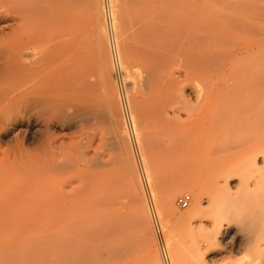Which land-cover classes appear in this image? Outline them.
Instances as JSON below:
<instances>
[{
    "label": "rangeland",
    "instance_id": "obj_1",
    "mask_svg": "<svg viewBox=\"0 0 264 264\" xmlns=\"http://www.w3.org/2000/svg\"><path fill=\"white\" fill-rule=\"evenodd\" d=\"M114 1L89 0L87 3L85 1L86 5L84 6H88L89 9H85L84 6L80 5L82 9V11L80 10L81 14L78 12L79 9L77 7L78 15L81 16L82 20L84 19L80 26L82 32L80 31L78 34H83V31L86 30L84 26H87L86 32L91 27L89 29L90 31L85 32L83 35L84 38L80 35L79 38L81 39L82 37L83 42L80 40L81 44L78 41L77 45L79 47L82 45V51L89 49V51H83L85 55L82 56L87 61L86 69L89 71L92 70L93 74L100 72L96 76L100 79L101 91L104 89L102 91L103 97L99 98V105L95 108L97 113H95L96 110L94 109L95 111L92 113V116L87 118L82 111L77 110L79 108L78 106H74L76 108H73L77 111H71L74 110L72 108L69 110L70 112H66L64 115L66 117H63L61 120L63 126L53 128L54 131L58 129L56 134L64 147L70 146L72 142H80L81 137H83V149L86 151L93 166L90 172L94 174L95 171L98 174L97 177L94 176L95 174H91L90 177L92 179L93 176L94 180L92 179V183L88 181L91 183L92 188V194L90 193L91 195L88 198L90 203H88L89 205H87L86 210L79 213L78 216L77 214H72V216L71 214H64L66 219L62 215L64 221L59 214L57 215L53 211L47 212L45 210V213L41 212L38 214L39 211H36L37 208H33V204L36 205L33 201L36 196H26L22 199V202L15 197L12 198L8 191L15 189L19 182L13 176L11 180L7 178L8 181H5L0 190V205H5V209L0 212V264H80L81 262H83L81 264H95V262L96 264H153V262L155 264H254L252 262V258H254L252 255L255 256L256 250L253 249L255 245L251 241H255L256 236L249 231L250 229L247 228V219L243 217L250 211H258L257 213L264 214V165L262 161L264 158V9H256L254 13L255 17H253L252 13V21L250 10H248L250 19L249 17H246L247 19H240L243 13L240 10H235L231 6L230 0H211V3L206 6L197 7L200 16L193 14V7H189L190 5L187 7L184 6V8L186 7L185 9L181 6H173L170 8L168 10L169 18L167 19L169 22L166 23L169 29L166 27V21L164 22L165 26L162 25L164 26L163 28L169 30L168 38L166 39L165 36V43L168 45L167 47L170 48L171 46L170 52L174 54H170L172 61H170V64L173 63L174 65L175 60L178 61L177 59L180 58L184 60L185 64L184 62L182 64L185 66H182L180 64L181 62H179L184 68L177 63L175 64L176 67L173 65L168 67L171 69L174 67L172 72L171 69L169 70L171 74L175 73V76L179 78L177 83L181 77L184 79L181 78L183 81L180 80V85H178L179 83H173L174 86H170L172 90H170L171 93L168 90L167 98H174V100L170 99L173 101H169L171 106L169 103L167 105V103L163 102L168 107L165 106V110L162 111L163 107L160 105L162 104L160 103L161 97L157 95L158 92L156 90L153 92L155 89L153 87L154 85H152L155 84L152 82L154 80L152 79L153 72L151 73L152 78H148L147 76V79L143 78L145 77L144 75L150 73V70H152L150 69L151 67L149 68V64L147 66L146 62L148 61H144L146 63L145 67L143 62L135 64L139 60L138 57L142 55L144 49L148 46L150 39L145 36L146 33L143 35L145 36L143 39L141 32H144L145 29L143 30L141 27L143 23H141L140 17L138 18V9L137 7L135 9L136 5H133L135 4L133 1L130 4L128 0H123L121 7L123 10H120L121 22H118L117 17L119 14H116L115 8L113 7ZM109 2H111V5ZM98 4L100 7L97 6ZM84 9L89 11V15L86 11H83ZM113 11H115V14ZM258 12L259 14L262 13V15L257 16L256 13ZM87 15L88 17L85 18L84 16ZM135 15L137 21L134 20L136 19L134 17ZM236 16H239V19ZM128 17L130 20H128ZM207 18H210V20L212 18V21H209ZM89 24H92V26L89 27ZM121 25L122 27L119 28ZM93 27L96 31H93ZM110 27H112V30L115 27V33L111 31ZM4 29L6 30V28ZM102 29L105 32L104 37L101 34ZM109 33L112 35L110 36ZM134 37L141 38V41L137 38L134 40ZM85 38L89 41L88 43ZM124 38L127 43L123 41ZM145 38L149 39L146 40ZM104 40L108 45L104 44ZM131 40L132 44L130 43ZM128 43L130 46L132 45L128 47L131 51L127 50ZM123 44H127V46ZM133 44L136 46L133 47ZM141 45L145 47L142 52ZM123 46L127 49L124 47L123 50ZM113 48L117 52L116 59L112 53ZM132 49H134V53L138 51L139 54L141 52L140 55L136 53L138 55L136 56L133 53V56ZM127 51L129 56L125 53ZM90 52L92 53L90 54ZM79 56L78 54V64H80L79 59L81 60ZM104 56L109 57L107 60L112 61H104ZM143 56H140V59L143 60ZM122 57L124 60H122ZM145 57H148V55L146 54ZM125 59L127 60L125 61ZM195 61L208 64V68L206 67L207 69L204 68L202 70L197 69L195 65L197 62ZM123 62H126L128 67ZM92 64H94L93 68L91 67ZM134 64H142V66L136 67ZM94 67L95 69L98 68L99 71H95ZM143 67L147 68L145 70L149 68V71L145 73ZM101 69H104L107 74L104 70L102 72ZM127 71L132 72L133 76L131 77V74L127 73ZM110 74L111 77H108ZM128 74L129 76H127ZM138 79V85L134 87ZM146 80L149 82L147 81L143 85ZM183 84L185 85L183 86ZM139 85L145 88L142 90ZM181 86L184 88L181 89ZM113 90H117V93L115 91L113 92ZM144 90L146 92H143ZM106 92L109 94L113 92L115 94L109 96ZM154 93L158 97H155ZM144 94L149 95L145 96ZM151 94L153 97H151ZM129 95L131 97H128ZM182 96L183 98L185 96V99L180 98ZM131 98L133 102L137 103H132ZM156 98H159V100ZM127 101L130 102H128L130 106L127 105ZM174 101L178 102L175 103ZM153 103L156 105L154 108L155 111L159 108V111L163 112L162 117H160L158 112H153ZM151 105L153 106L151 107ZM158 105L160 106L157 107ZM17 109L18 107L10 109L9 114L12 118L19 115ZM116 111L122 114L120 115ZM166 111L169 116H166L167 118L164 117ZM141 112L146 114L143 113V117H141ZM135 113L137 114V118ZM97 115L99 116L98 119H96ZM101 117L105 119L103 118V120ZM85 119H88L87 123ZM131 124H133L132 126L134 127L138 145L133 143L130 136ZM212 126L213 128H211ZM25 130L26 127L20 123L15 125L16 134H24ZM161 143L164 144L162 145ZM4 147H7V145ZM252 154L258 155L257 164L250 161ZM0 156H2L1 150ZM227 160H230L232 166L237 168L235 169L237 174L230 180L231 189L229 191L222 190L216 192L214 184L216 172L214 168L224 165L222 163ZM63 178V176H57L53 180L52 186H49L48 183V187H43L42 191L46 193L47 191L53 190L54 187H57V183L59 184L61 182L60 179ZM171 191L175 192L173 195V206L168 209H163L164 196ZM200 191L203 192L204 197L210 199L209 201L206 198L203 200V209H201V212L188 221L179 218V214H186L188 210L195 206L194 204L198 200L197 193ZM185 194H190L192 201L188 207L181 208L178 204V199ZM139 195H141L140 197H142L144 202L141 203L143 204V208H145V216L143 218H145V223H148L152 234V252L156 255L155 260L151 259V262L149 261L150 258H148L150 254L149 249L142 237L140 223H138L139 221L137 222L140 214H142L137 208L138 203L136 198ZM150 202L154 204L157 211L166 256L162 252V246L154 227L150 211ZM6 204L8 209H6ZM224 205L227 210L225 208V213H223L224 210L219 213V210H222L221 208ZM220 214L225 216V222H228L229 229L225 233H222L221 237L219 236L213 243L208 239V234L212 231L214 218ZM230 214H233V216L231 217ZM56 215L60 217L61 222L59 218H57V221L55 220ZM83 216L85 217L83 218ZM86 216H90L89 218L94 220H90ZM78 219L79 221L77 222ZM85 220L86 222L89 220V222L86 223L84 222ZM107 221L113 222L110 223L114 225L110 224L111 226L109 227ZM104 224H107V226L105 227ZM100 225H104L102 227L106 230L111 229L109 232L112 229V232L115 231V233H118L119 230L122 231H119L120 235L117 234L118 236L112 235L111 232L108 235L110 236L109 238L106 237L101 240V237H99L100 231L97 233L100 229L97 230V228ZM116 226L120 228L118 229ZM243 226H246L248 230L245 229L246 231H244ZM93 227L97 230L94 233L98 234L96 237H99V241L93 238L95 237L92 231ZM242 227L245 233L248 231L246 233L247 235H243L244 233L241 234ZM70 228L71 230H69ZM249 232L252 233L251 236H248ZM256 233L258 242L261 244V248L263 247L262 249H264V227ZM247 236L248 240L246 239ZM169 240H172V243ZM100 242L107 244L105 245L103 243V246V244L100 245ZM127 243L129 244L127 245ZM112 245H115V248ZM196 246L200 247L202 254L197 252L195 249ZM95 247H97V253L99 252L98 255L96 249H94ZM100 247L101 249H99ZM109 247L113 248L110 253ZM86 248L88 249L86 250ZM246 251L249 252L247 253ZM93 252L96 254L94 255ZM99 254L101 256L100 260ZM91 255L95 257H91ZM76 258H78V263H76ZM262 264H264V253Z\"/></svg>",
    "mask_w": 264,
    "mask_h": 264
},
{
    "label": "bare ground",
    "instance_id": "obj_2",
    "mask_svg": "<svg viewBox=\"0 0 264 264\" xmlns=\"http://www.w3.org/2000/svg\"><path fill=\"white\" fill-rule=\"evenodd\" d=\"M81 1L82 0H0V150L2 153V156H0V170H1V172H0V190H1L2 185L5 183V181H8L9 178L11 180V177L13 176L14 178H17L19 184L15 189L8 191L12 198L15 197L16 199H18L22 202L23 201L22 199L24 197H26V196L28 197L29 195H35L36 198L33 199V201L36 203V205L33 204V208L34 207L37 208L36 211L37 212L39 211L38 214H40L41 212L45 213L46 212L45 210H47V212L53 211V213H55L57 215L59 214L62 217L61 219L63 221H64V219H63L62 215H64V214L65 215L71 214V216H72V214H74V215L77 214V216H78L79 213L84 212L86 210L87 205H89L88 203H90V201H88V198L92 194L91 193L92 188H91L90 184L92 183L91 182L92 179L94 180L93 176H92V179L90 176H91V174L92 175L95 174L94 176H96V177L98 175L95 173V171H94V174L92 172H90L91 169L93 168V166L91 165V161H90L89 157L87 156L86 151L83 149L84 148L83 147L84 145H82L83 137H81L82 139L80 140V142H72L70 144V146L64 147L63 143L61 141H59L58 135L56 134V131L58 129H56V131L53 130L54 127L58 128V126H63L61 124L62 118L64 117L66 112L68 113V111L70 109H72L74 106H78L79 108L77 110L82 111L85 114V116L87 118H89V116H92V113L96 110L95 108L99 105L98 104L99 98L103 97L102 91L104 89L101 91L102 86L100 85V79H98L97 78L98 76H96V74L98 75V73H100V72H98V73L96 72V74H93L92 70L89 71L88 69H86V65H87L86 62L87 61H86V59L82 58V56L85 55L83 53V51L86 52V51H89V49H88V47H86V45H87L86 44L85 47L88 50L85 49L86 51L85 50L82 51V45H80L81 44L80 40H82V37L84 38L83 35L85 34V32L87 30V26L82 25V26L86 27V30L83 31V34H80L82 36L80 39L79 38L80 35L78 33L82 30V29H80V26H81V23L84 19L82 20L81 16L78 15V12H80V10L82 11L80 5L81 6L86 5V3L89 0H83L84 3L86 1L85 4ZM132 1L135 3L133 5H136L135 9H136V7L138 9L137 10L139 13L138 18L140 17V21H141V23H143V25L141 27L143 30L145 29L144 32L143 31L141 32L142 29L140 30V32L142 33V36L145 35V33H146L145 36L150 38V39L145 38L146 40L149 39V44L147 42L148 46L146 48L143 47V45L140 46V47H142L141 52L143 51V48H145L142 55H140L141 52L139 54H138V51L136 52L140 56H143L144 53H146L148 55V57H145L146 56V54H145V56H143V60H142V59H140V56H139L138 62L137 61L136 62L134 61V62H135V64L139 63V62L140 63L143 62L144 67H145L146 63H147V66L150 65L149 68L151 67L150 68V69H152V70H150L151 72L144 75L145 77H143V78H146V76L148 78H152L151 73L153 72L152 73V75H153L152 79H154V80L152 82H154L155 84H152V85H154L153 87L155 89L152 88V89H154V91L152 89H151V91L155 92V90H156V92H158L157 95H160L159 96V97H161L160 103H162L160 105H162V107L164 108L165 106L168 105V103L170 104L169 101L174 100V98H170L172 100H170L169 97L167 98V93H168V90L169 91L172 90L171 89L172 87L170 88V86H172L173 83L174 84L177 83V81L179 79L178 77L175 76L176 75L175 73L171 74L172 69L174 67H176L175 66L176 63L178 65L181 64L182 66L185 64L184 60L180 59V58L177 59L178 61L175 60L174 65H173V63L170 64V61H171V55L170 54H172V55H174V54L172 52H170L171 46L169 48V47H167L168 45H166V43H165L166 39L168 38L167 35H169V33H168L169 28H168V25L166 24L167 22H169V21H167V19L169 18L168 10L170 8H172L173 6L174 7L175 6L176 7L181 6L184 8V6L187 7L188 5H190L189 7H193L192 8V10L194 11L193 14L199 15V12H198L199 9L197 7H204L208 4H210L211 0H128V2H130V4ZM230 1H231V6L234 7L235 10H237V11L240 10V12L243 13L241 15L240 19L241 18L244 19L246 17L248 18L250 16V14L252 17V13H253V17H255L254 13H255L256 9L257 10H260L262 8L264 9V0H230ZM109 3L111 5V2H109ZM221 4H223V3H221ZM122 5H123V0H115L114 6L112 5L115 8L116 14H119V16L117 15L118 16L117 17L118 22H121L120 10L122 9L121 8ZM97 6H99V4ZM77 7L79 9L78 12H77V10H78ZM84 8L89 9L88 6L87 7L84 6ZM85 9L83 11H86ZM129 9H130V7H129ZM92 10H91V12H92ZM248 10H250V12H251L249 15H248V13H249ZM251 10L254 12H252ZM115 11H113V13ZM237 11H236V13H237ZM88 12L89 11H86L87 14H88ZM98 13H99V11H98ZM122 13L124 14V12H122ZM80 14H81V12H80ZM82 14H83V12H82ZM84 14H85V12H84ZM256 14H257V16L262 15V13L259 14V12ZM88 15L84 16V17L86 18V17H88ZM203 16H204V14H203ZM233 16H235V15H233ZM239 16H236V17H238V19H239ZM90 17H91V15H90ZM134 17H136V15ZM175 17H177V16H175ZM253 17H252V21H253ZM249 19H250V17H249ZM112 20H113V18H112ZM128 20H130V18ZM134 20L137 21V17ZM208 20L212 21V18H211V20H210V18ZM164 22H165L166 27L168 29L163 28L165 26ZM130 23L134 24L135 22H130ZM94 24H96V23H94ZM118 24H120V23H118ZM162 25H164V26H162ZM88 26L90 27V26H92V24H89ZM115 27L113 28V30L111 29L112 27H110L111 31L114 32ZM120 27H122V25L119 26V28ZM4 28H6V30ZM89 29H91V27ZM89 29L87 32L90 31ZM132 30H134V29H132ZM93 31H96L95 28L93 29ZM171 31H173V30H171ZM117 32H118V30H117ZM128 32H129V30H128ZM90 33H92V32H90ZM104 33L105 32H103V29H102L101 34L103 37L105 36ZM110 33H112V32H110ZM120 33H122V32H120ZM124 34H126V33H124ZM111 35L112 34H110V36ZM142 36H141V38H142ZM145 36H143V39ZM165 36H166V39H165ZM99 38H101V37H99ZM136 38L138 39V37H136ZM136 38L134 40H136ZM94 39H96V38H94ZM140 39H138V40H140ZM125 40L126 39L124 38L123 41H125ZM78 41L80 43L79 44L80 47L77 45ZM123 41H122V43H123ZM143 41H142V43H143ZM81 42H83V40ZM88 42L89 41L87 40V43ZM103 42H104V44L108 45V43H105V40ZM84 43H86V42H84ZM125 43H127V42L125 41ZM130 43L132 44V40ZM101 44H102V42H101ZM118 44H120V43H118ZM134 44H133V47L136 46ZM90 45H92V44H90ZM123 45L127 46V44H123ZM125 46H123V50H124ZM129 46H130V44L128 43L127 48ZM168 48H169V50H168ZM174 48H175V46H174ZM90 49H92V48H90ZM179 49H180V47H179ZM127 50L131 51V49H129V48ZM133 50L134 49H132V55L134 53ZM128 51L125 52V53H127V55H128ZM93 52H94V50H93ZM91 53L92 52H90V54ZM100 53H101V51H100ZM136 53H134V55H136ZM78 54L80 55L79 57H81V60L79 59L80 64L77 63ZM107 54L109 55V53H107ZM123 54H121V55L123 56ZM124 55H126V54H124ZM138 55H136V56H138ZM144 57L147 59H145ZM88 58H90V57L88 56ZM107 58H109V57L104 56V58H103L104 61H106V62L110 61L109 59L107 60ZM130 58H132V57H130ZM119 59H120V57H119ZM127 59H125V61ZM179 59H180V61H179ZM122 60H124V58ZM146 60L148 62L145 63L144 61H146ZM129 61H130V59H129ZM129 61H127V62H129ZM197 61H195V62H197ZM179 62H181V63L179 64ZM183 62H184V64H182ZM123 63H126V62H123ZM192 63H194V61H192ZM135 64H134V66H136V67L142 66V64H140V65H135ZM168 64H170V65H168ZM125 65H126V67H128L127 63ZM171 65L174 66V67L172 66L173 67L172 69L169 68V67H171ZM195 65H196L197 69H200V70H202L206 67L208 68V64H206V63L202 64V62H197V64H195ZM197 65L199 66V68ZM93 66H94V64H92L91 67L93 68ZM180 66H179V68H180ZM120 67H121V64H120ZM106 68H107V65H106ZM133 68H135V67H133ZM149 68H148V70H145L147 68H144V70H145L144 72L146 73L147 71H149ZM182 68H184V67H182ZM108 69H109V66H108ZM125 69L128 70L127 68H125ZM136 69H138V68H136ZM169 69H171V72ZM94 70L96 71V70H98V68L95 69V67H94ZM103 70L101 69L102 72H103ZM111 71H112V69H111ZM130 71H131V69H130ZM108 72L110 73V71H108ZM120 72H123V71H120ZM105 73H106V71H105ZM127 73H130V72L127 71ZM130 74L132 77L133 76L132 72ZM102 76H104V75H102ZM127 76H129V74ZM135 76H136V74H135ZM108 77H111V74ZM99 78H100V74H99ZM107 78H104V79H107ZM181 78H180V80L184 79V78H182V79ZM142 79H140V80H142ZM107 80L110 81L109 79H107ZM180 80H179V82H180ZM101 81H103V80H101ZM137 81L139 82V79L136 80L137 84L135 86L133 85L134 87H136L138 85ZM147 81L148 80L144 81L143 85H145V82H147ZM104 82H105V80H104ZM134 82H135V80H134ZM106 83L109 85V83L107 81H106ZM141 85H139V86H141ZM178 85H180V83ZM184 85L185 84H183V86ZM104 86H106V85H104ZM142 87L143 86H141V88ZM144 88H142V90ZM147 88H149V87H147ZM158 88H160V90H158ZM175 88H176V86H175ZM182 88H184V87L181 86V89ZM105 90L108 91L107 89H105ZM114 91L115 90H113V92ZM113 92H110V94L107 92L106 93H107V95L110 96L111 94H115ZM138 92H139V90H138ZM143 92H146V90H144ZM179 92H180V90H179ZM147 93H149V92H147ZM170 93H171V91H170ZM105 94H104V97H105ZM126 94H125V96H127ZM141 94H140V96H141ZM144 95H143V97L148 96L149 94L145 95V96ZM157 95L155 94V97ZM128 97H131V96L129 95ZM128 97H126V99ZM151 97H153V95ZM132 98H135V97H132ZM180 98H183V96ZM183 99H185V96ZM109 100H110V98H109ZM112 100H111V102H112ZM128 100H129V98H128ZM151 100H152V98H151ZM155 100H154V102L157 104L156 101L159 100V98L156 101ZM144 101H145V99H144ZM113 102H114V100H113ZM128 102L129 101H127V103ZM163 102L167 103V105L163 104ZM177 102H175V103H177ZM129 103L127 104L128 106H130ZM132 103H135V102H133V99H132ZM132 103H131V105H132ZM155 103H153L154 104L153 112H155V113L158 112L160 117H162L163 112L159 111L160 110L159 108L158 109L156 108L157 109L156 111L154 110V108L156 106ZM101 105H103V104H101ZM107 105H109V104H107ZM160 105H158L157 107H159ZM181 105H180V107H182ZM152 106L153 105H151V107ZM170 106H171V104H170ZM13 107H18L17 111L19 112L20 116L16 115L14 118H12L10 116L9 112L11 111L10 109ZM162 107H160V108H162ZM74 108H76V107H74ZM163 108H162V111L165 110V108L164 109ZM77 110L74 109L71 111H77ZM110 110H112V109H110ZM113 111H114V109H113ZM132 111H134V110H132ZM167 111H166V113H167ZM116 112L118 113V111H116ZM116 112H114V113H116ZM119 112H121V111H119ZM129 112H130V110H129ZM95 113H97V110ZM143 113L142 114L138 113V114H140L141 117H143L142 116ZM166 113L164 114V117L168 116V113L167 114ZM118 114H120V113H118ZM144 114H146V113H144ZM157 114H155V115L157 116ZM147 115H148V112H147ZM151 115H153V114H151ZM105 116H106V114H105ZM174 116H175V114H174ZM95 117H96V115H95ZM98 117L99 116L97 115L96 119H98ZM107 118H108V115H107ZM132 118H133V116H132ZM136 118H137V114H136ZM176 119H178V118H176ZM163 121H164V119H163ZM212 121L214 122V120H212ZM85 122L87 123L88 119H85ZM18 123H20L21 125L26 127L24 134H16L15 133L16 132L15 131V125ZM105 124H107V123L105 122ZM136 124L138 125V123H136ZM211 128H213V126ZM179 142H181V141H179ZM5 145H7V147H4ZM141 147H143V146H141ZM150 147H152V145H150ZM155 147H158V146H155ZM140 155H141V153H140ZM250 158H251L250 161L252 163H254V164L258 163V155L257 154H252ZM262 161H263V165H264V158ZM222 164H224V165L216 166L214 168V170L216 172V176L214 179L216 192H219L222 190L229 191L231 189L230 180H232L233 176H235L237 174L235 171V169H237V168L232 166V163L230 162V160H227ZM97 166H98V164H97ZM95 167H96V165H95ZM57 176H63L64 178L60 179L61 182L59 181L60 183L59 184L57 183L56 188L54 187L55 191L53 189L51 191H47L46 193H44L42 191V188L48 187V185H47L48 183H49V186L50 185L52 186V184H53L52 182L55 178H57ZM7 178H8V180H7ZM147 179H148V177H147ZM12 180H14V179L12 178ZM88 181L91 183H89ZM174 191H171L166 196H164L163 209H168V208H171L173 206V202H174L173 201L174 200L173 195L175 193ZM197 195H198V197H197L198 200L196 199L197 202L194 204L195 206L194 207L192 206L193 208L188 210L186 212V214H179L178 215L179 218L185 219L188 221L190 218H193V216L198 215L201 212V209H203L202 208L203 200H205V198L207 199V201L210 200L208 197L203 196L202 191L198 192ZM140 196L141 195L137 196L136 199H137V203H138V207H137L138 211L141 212L142 214L139 213L140 216H139V219L137 220V222L139 221L138 223H140V229H141L142 235H143L142 237L144 238L146 246L149 249L150 254H149L148 258H150L149 261L151 262V259L155 260L156 255L152 252L153 251L152 245H151L152 244V234H151V231L149 229L148 223H145L146 222L145 218H143L145 216V214H144L145 208H143V206H142L143 204H141L144 202H143L142 197H140ZM225 208H226V206L224 205L221 208L222 210H219L220 211L219 213H221V211H223V210H224L223 213H225V211L227 210V208H226V210H225ZM4 209H5V205H0V212L3 211ZM6 209H8L7 204H6ZM36 211L34 210V212H36ZM257 212H254V211L251 212L250 211L249 213H247L245 215L243 214L244 215L243 218L247 219L246 222L248 225L247 228L250 229L249 231L254 233L255 234L254 236H256L255 241L253 240L254 239L253 236H252L253 239H251V240H253V241H251V243L253 242L255 245V248H253V249L256 250V252H255L256 257L251 254L255 258V259L252 258L253 259L252 262L254 264H262L263 253H264V251L262 252V250H264V249H262L263 247L261 248V244L258 242L259 240L257 239V233L256 232L258 230H261L262 227H264V225H263L264 224L263 223L264 222V214L257 213ZM248 214H251V215H248ZM65 215H64V217H65ZM97 215H96V217H97ZM255 215H256V217H255ZM91 216H93V215H91ZM230 216L232 217L233 214H230ZM84 217L85 216H83V218ZM89 217L86 216V218H89ZM224 217L225 216L220 214L219 216L215 217L213 220L212 231L208 234V239H210L213 243L215 242V240H217V238L219 236L221 237L222 233H225V231L229 229V224H228V222H225ZM57 218H59V220H60V217L57 216L55 219L56 221H57ZM62 220H60V222ZM82 220H84V219H82ZM90 220H94V219H90ZM56 221H55V223H57ZM78 221H79V219L77 220V222ZM96 221H98V220H96ZM71 222H73V221H71ZM84 222H86V220ZM87 222H89V220ZM107 222H108L109 227L111 225H114V224H111V223H113L111 221H107ZM230 222H231V220H230ZM79 223H81V222H79ZM116 224H117V222H116ZM104 225H105V227L107 226V224H104ZM104 225H100L98 228L96 226L97 230L100 228L98 230V232H97L95 227L92 228L93 234L95 235V237H93V238L98 240L99 237H101L100 239L103 240L106 237L107 238L110 237L108 235L111 234L113 229L111 232H109L111 229L109 228L110 230H106L105 228H103ZM243 227H242V233L241 234L244 233L243 235H247L246 233L248 231L246 233L244 232V231H246L245 229H247V228L245 226L244 231H243ZM94 228H95V231H94ZM116 228H118V227L116 226ZM69 230H71V228ZM64 231H66V230H64ZM99 231H100V236L97 238L96 236L98 234H95L94 232L99 233ZM119 231H118V233H115V231L112 232V235L114 234L116 236L117 234H119ZM251 232H249L248 236H251V234H252ZM88 236H90V235L88 234ZM248 236L246 237L247 240H248ZM111 237H113V236H111ZM249 238H251V237H249ZM174 240H175V237H174ZM169 241L171 242L172 240H169ZM74 242H76V241H74ZM94 242H95V240H94ZM116 242H117V240H116ZM120 242H121V240H120ZM248 242L250 243V241H248ZM103 243H105V242H100V245ZM109 243H108V245H109ZM249 243H247V244H249ZM98 244H99V242H98ZM106 244L107 243H105V245ZM112 244H114V243H112ZM128 244L129 243H127V245ZM173 245H174V243H173ZM103 246H104V244H103ZM110 247H111V245H110ZM110 247L108 248L109 253H110V251L112 252L111 249H113ZM113 247L115 248V245ZM117 247H118V243H117ZM96 248L97 247H95L94 249H96ZM87 249L88 248H86V250ZM99 249H101V247ZM108 249H106V250H108ZM195 249L197 250L198 253L202 254L200 247L196 246ZM119 251H121V250H119ZM246 252L248 253L249 251H246ZM96 253H97V249H96ZM96 253H94V255ZM98 253H97V255H98ZM100 254H99V256H100ZM94 255H91V257ZM87 257H88V255H87ZM102 257H103V255H102ZM107 257H108V254H107ZM89 258H90V256H89ZM100 259H101V256L99 257V260ZM76 260H77L76 263H78V258H76ZM96 260L99 261L98 259H96ZM81 263H83V262H81ZM248 263H250V262H248ZM90 264H92V263H90ZM95 264H96V262H95ZM153 264H155V262H153Z\"/></svg>",
    "mask_w": 264,
    "mask_h": 264
},
{
    "label": "built area",
    "instance_id": "obj_3",
    "mask_svg": "<svg viewBox=\"0 0 264 264\" xmlns=\"http://www.w3.org/2000/svg\"><path fill=\"white\" fill-rule=\"evenodd\" d=\"M112 53H113L114 58L116 59L117 58V52H116L115 48L112 49ZM132 125L133 124H131V127H130V136H131V138L133 140V143L137 144L136 134H135V131H134V127ZM191 201H192L191 195L190 194H185V195L181 196L178 199V204L180 205L181 208H186V207H188L190 205ZM150 211H151V214H152V219H153V223H154V227H155L156 233H157V235L159 237L160 244L162 246V252L166 256V249H165V246H164V243H163L162 230H161L159 218H158V215H157V211H156V209L154 207V204L152 202H150Z\"/></svg>",
    "mask_w": 264,
    "mask_h": 264
}]
</instances>
